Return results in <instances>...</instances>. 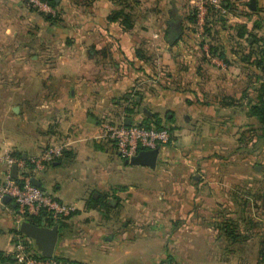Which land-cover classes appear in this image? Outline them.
<instances>
[{"label": "crops", "instance_id": "0c3cea01", "mask_svg": "<svg viewBox=\"0 0 264 264\" xmlns=\"http://www.w3.org/2000/svg\"><path fill=\"white\" fill-rule=\"evenodd\" d=\"M196 1L55 0L62 13L51 19L27 0H0V86L13 87L0 117L24 101L33 104L29 118L42 117L43 129L33 131L39 140L17 148L23 153L68 143L62 157L33 176L74 206L57 224L53 254L82 264H158L167 255L177 264H264V218L254 221L259 206L224 179L220 151L212 147L226 124L233 137L239 128L236 105L227 100L257 84L258 67L242 61L246 47L232 44L230 34L242 22L264 33V0L254 9L249 0H220V18L208 29L188 17ZM212 35L221 44L215 53L207 43ZM101 117L166 121L174 140L159 146L154 167L131 164L95 137ZM2 129L0 146L15 150ZM152 171L159 175H146ZM3 173L0 163V180ZM149 176L157 189L134 190ZM227 216L236 220L235 240L217 226ZM19 220L14 201L0 198V249L14 256ZM22 241L40 252L31 237Z\"/></svg>", "mask_w": 264, "mask_h": 264}, {"label": "built area", "instance_id": "2783aa9c", "mask_svg": "<svg viewBox=\"0 0 264 264\" xmlns=\"http://www.w3.org/2000/svg\"><path fill=\"white\" fill-rule=\"evenodd\" d=\"M33 8L45 13L55 14L57 8L48 0H27ZM193 4L195 23L203 29L210 23L214 11H222L220 0H198ZM173 132L166 126L155 127L136 122H126L103 118L98 121L95 137L111 143L117 153L129 159L141 149L156 148L174 140ZM68 143L56 141L33 153H23L12 148L0 146V163L4 165L3 179L0 180V198L8 195L17 207L19 221L37 216L39 222L51 226L56 221L69 215L74 206L58 200L41 186L33 183L32 177L44 170L48 164L63 156ZM34 222V221H33ZM16 257L21 264H82L73 260L57 258L28 252V245L18 234Z\"/></svg>", "mask_w": 264, "mask_h": 264}, {"label": "rangeland", "instance_id": "374dc122", "mask_svg": "<svg viewBox=\"0 0 264 264\" xmlns=\"http://www.w3.org/2000/svg\"><path fill=\"white\" fill-rule=\"evenodd\" d=\"M193 4H195V3H193ZM244 7L245 6L243 5V8H241V10L243 9L242 11L245 10L248 12L249 8L247 6L245 8ZM231 8H233V7H231ZM35 9H37V8H35ZM189 9L193 10L194 8H193V6H191ZM37 10H39V9H37ZM61 13L62 12H59V10L57 8L56 13L51 14V15H53L55 17V19H58L59 15H61ZM216 13H218V11ZM219 13H220V11H219ZM212 20H213V18H212ZM206 24H207V22L205 23V26H207ZM242 24H243V22H242ZM260 24L264 25V22H261ZM238 25H239V23L233 24V29H232L233 35L230 34V37L232 38L231 43L236 45V46H241V45L243 47L249 46V42L251 40H253L250 34L252 32H255V31L254 30L252 31L251 28L246 27L247 33L243 35L242 40H239L237 37H235V32L237 33V31L240 30ZM207 29H208V27H207ZM218 29H216L215 31H218ZM259 35H264V33H261ZM198 37H196V38H197V41H200L199 43L206 42V41H204V39L202 37H199V38ZM188 39H190V38L188 37ZM238 41H240V42L237 43ZM207 43H208L209 47H210V45H212L215 47V49H218V48L220 49V47H221V44L217 41V38L214 35H212V40L207 39ZM11 75H12V73H10L8 71H6L4 73V76H6V77H11ZM13 76H16V74H14ZM12 88L13 87H1L0 86V106L2 105L3 107L6 108V106H7L6 105V98H8V96L10 95L9 90ZM243 92H244V94L242 97H239L237 99L232 98L233 105H236L235 111H236L237 115L235 117V122H236V125L239 124V128L237 130L236 136L233 137V134H232V130H233L232 126L233 125L226 124L225 131L223 132L224 135H221V138H222L220 140L221 142L217 141L216 143H213L214 140H211L212 142L211 141L210 142L213 143L212 147H214V144H217L215 146V148L218 151H220L219 157H218V153L216 154V157L222 159V162L220 164V168L222 170V172H221L222 176L225 177L224 179H226L228 181V184H230L232 187H234V189L236 188V191H240V193H242V195H246V194L251 195L253 205L257 204L259 206L258 210H257L258 213L256 214V216H254L255 217L254 221H258V222L263 223L262 219L264 218V213H262V210L264 209V197H262L263 196L262 193L264 192V142L261 143V141L259 139H257V136H256L257 133H260V132L262 133L263 128L261 126L260 121L257 120L256 117L248 115V112H247V108H248L249 104L257 100V96H256L257 93H256L254 87H252L250 85H248V86L244 85ZM20 104H21V106H20L19 111H17L18 110L17 108L16 109L14 108V110H15L14 111L13 108L11 109L8 106L7 112L4 113L3 116L0 117V124H1L0 126L3 128L2 129L3 136H5L7 138V141L5 144L7 146L9 145V147L10 146L14 147L16 151H18L17 148H21L22 150H24L23 148L28 149L26 147L29 146L30 144H32V142L37 143L40 136H38L39 134H37L38 140L36 138H34V137H36V134H34L33 131H34V129L35 130H37V128L43 129V127H44V126H42V124H40L42 121V117H39L38 119H36V117H34V119L29 118L27 112L29 109H32V106H33L32 103H30L29 101H27V103H26L24 101ZM225 104H227V103H225ZM240 110H241V113H239ZM23 111L25 113H22ZM104 118H109V119L115 120V118H111V117H104ZM101 119H103V118L102 117L99 118L98 121ZM122 119L123 118L120 117V118H117L116 120H122ZM152 121L153 120L149 119V120L136 121V123H148V122H152ZM165 122H163V124H165L166 127L167 126L170 127V125L165 123ZM204 124H205L206 130H207L206 133L208 136H210L211 135V134L209 135L210 131L207 129L208 124H209V119L204 121ZM171 130H172V127H171ZM207 135L203 139L204 140L203 142L206 145V147H207V143H206ZM193 136H195V135L189 136L188 140L192 139ZM45 140L46 139H44L42 144H44V142H46ZM104 142H106V141H104ZM235 142L237 143V146H236V149H233V148H235V146H234ZM46 145H48V144H46ZM44 147H42L41 149H43ZM114 149H115V147H114ZM19 152H22V151H19ZM197 170L199 171V169L197 168L192 173H194V175H198ZM139 172H138V175H141L145 171L143 170V171H139ZM199 172H201V170ZM155 173H156V176L159 175L157 172H153V171L148 172L146 175H151V174L155 175ZM254 175H258V179L250 181L249 177L250 176L253 177ZM149 177H151V178L149 179V181L146 184L135 185L131 182L132 185H135L134 190L137 189V190L152 191V190L157 189L158 183L155 180V176H153V177L149 176ZM253 191H256V193L258 195L260 194L259 198H257L256 196L255 197L253 196V193H251ZM116 204H119V205L121 204L120 200L117 198H116ZM235 216H238V214H236ZM60 220H62V219L57 220L56 223L59 224ZM17 240H18V238H17ZM5 242H6L5 238H0V248L5 245ZM254 243H257L256 239H255ZM33 247L34 246L31 245L28 248V252L33 253L34 252L33 249L35 248V247L34 248ZM232 249H233V247H232ZM16 252H15V256H16ZM249 252H250V249H249ZM35 253H38V252H35ZM54 255H56V254H54ZM16 259H17V257H16ZM171 259H173L172 256L167 255V256H165L163 261L165 262V264H172ZM16 263H20V262L17 260Z\"/></svg>", "mask_w": 264, "mask_h": 264}, {"label": "trees", "instance_id": "16d2710c", "mask_svg": "<svg viewBox=\"0 0 264 264\" xmlns=\"http://www.w3.org/2000/svg\"><path fill=\"white\" fill-rule=\"evenodd\" d=\"M52 5H54L56 8H58L59 12L60 7L56 4L55 0H48ZM224 3V1H223ZM227 5V4H226ZM246 7V6H245ZM244 7V8H245ZM191 10V11H190ZM192 12V13H191ZM118 12L115 14L117 15ZM47 17L51 19H55V17L49 13H44ZM188 17L192 18L194 20V13L192 9H188ZM213 19L214 20H219L220 15L219 13H216V11L213 12ZM259 21L254 22L253 26H259ZM208 27V26H207ZM239 31H237V34L239 36H243L244 34L247 33V29L244 24L239 25ZM251 37L253 40L249 42V46H246L244 52H242L239 56L242 59V61L246 63H253L255 66L258 67V74L256 76L257 84L253 85L255 91H256V96L257 100L250 103L247 112L248 115L254 116L257 118V120L260 121L261 126H262V133H257V139L261 141V143L264 142V35H257L256 32H252ZM211 52L215 53L216 49L214 46L210 45ZM233 100L229 99L227 100V103L230 104L232 103ZM146 125H153L155 127H162L166 126L159 120H155L152 122L148 123H142ZM168 127V126H167ZM171 130V126L168 127ZM260 143V142H259ZM66 151V150H65ZM64 151V152H65ZM32 221L34 222H39V218L37 216L32 218ZM251 220H249L250 222ZM220 230L222 229L223 232H225L230 240H235L236 237L239 236V231L236 229V220L232 216H227L224 218L219 225H217ZM16 233L21 234L23 236V233L16 229ZM262 254L264 256V251H262ZM53 256L61 259H66L57 255ZM67 260V259H66ZM70 260V259H68ZM17 261L16 257L14 256V253H6L5 251L0 249V264H9V263H15ZM172 264H177L173 259H171ZM158 264H165V262L162 260Z\"/></svg>", "mask_w": 264, "mask_h": 264}, {"label": "water", "instance_id": "95a60500", "mask_svg": "<svg viewBox=\"0 0 264 264\" xmlns=\"http://www.w3.org/2000/svg\"><path fill=\"white\" fill-rule=\"evenodd\" d=\"M247 5L251 9H254L256 7V0H249ZM89 120L96 121L91 116L89 117ZM125 121L129 122L127 119H125ZM158 154V147L151 149H141L129 159H126V161L131 164H141L154 167L157 163ZM32 181L38 185V180L35 177H32ZM3 199L9 200L10 197L6 195L3 197ZM19 230L34 240L41 254L46 256L53 255L59 232L57 224H53L51 226L37 224L32 220L25 218L20 221Z\"/></svg>", "mask_w": 264, "mask_h": 264}]
</instances>
